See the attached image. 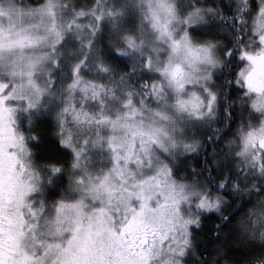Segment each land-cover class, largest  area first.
<instances>
[{"label": "snow or ice", "instance_id": "obj_1", "mask_svg": "<svg viewBox=\"0 0 264 264\" xmlns=\"http://www.w3.org/2000/svg\"><path fill=\"white\" fill-rule=\"evenodd\" d=\"M213 68L223 79L210 85ZM53 97L71 166L50 198L32 129ZM173 111L206 125L222 115L223 148L225 124L206 151ZM177 148L203 158L191 182ZM46 167L49 183L62 179ZM261 193L264 0H0V264H228L232 205L246 208L243 234L264 242ZM209 213L219 223L205 237ZM252 251L264 264V243Z\"/></svg>", "mask_w": 264, "mask_h": 264}, {"label": "clouds", "instance_id": "obj_2", "mask_svg": "<svg viewBox=\"0 0 264 264\" xmlns=\"http://www.w3.org/2000/svg\"><path fill=\"white\" fill-rule=\"evenodd\" d=\"M210 2H212V0H210ZM212 72H213L212 79L210 81H208V83L210 85L216 83L217 77H219L220 79H223V74L220 71H218V68H213ZM202 89H203V82L197 83L195 85L190 86L189 89L187 90V92L185 93V95H189L192 92H201L202 93ZM57 103H58V97H53L51 99L50 107L42 110L38 114V116L35 118V126L33 127L32 132H33L34 137L38 138V141H40V139H41V136L37 134L39 132V128L37 127V123L40 120L49 121V123L53 125V127L51 128V131H50V136H55L54 112H55V108H56ZM152 103H153V106H155V102H152ZM170 111H172V110L170 109ZM172 114L176 116V118L181 123L182 127H184L185 134L187 136L194 137V138L200 140L204 144H206V140H205V134L202 132L203 129H208L209 130L208 133L209 132L212 133L214 131V129L216 127H218L220 124H225L222 131L217 133V136L219 138L218 139V141H219L218 145L221 148H223L224 141L228 138V136H227L228 132L225 133V129H228V127L230 125L226 124L224 122L222 115L220 117L216 118V120L213 124L206 125V124H203L199 121L194 120L193 118L188 117V115L186 113L185 114H177L173 111ZM232 119L233 120L238 119V114L233 116ZM231 126L234 127V125H231ZM41 146H42V144L36 143V146L34 148V159H35V164H36L38 171L40 173V176H41V183H42V186L44 187V192L46 195H49L51 198V195H54L55 193L62 192L67 187L69 175H70L69 169L71 166V158L67 157L65 160H61V161H51V160H46L43 158H38L39 157V150H40ZM174 151L176 153V160L178 161L177 169H178V172L180 173V176L178 178L183 179V180H188L189 182H191V180L194 178L193 174L187 168H182L181 164L179 163L180 161H183L186 158L187 154L183 151L182 148H177ZM48 163H56L64 169L62 179H61V177L57 176L54 178L53 182L49 183V179H48L49 172H48V169L46 167V164H48ZM201 179H207V180L211 181V183L214 185L216 180L219 179V177L215 176V175L208 177L206 174H201ZM260 186H261V184L258 183L257 184V190H259ZM261 195L264 196V193H261ZM257 203H258L257 198L255 196H253L252 197V203L249 204L247 207H252L253 204H257ZM229 212L236 213V215L234 217V228L236 230V233L239 235V237L243 241H245L246 243H248L251 246L255 245L256 247H259L262 243H264L260 240H255V241L250 240L249 237L244 235L243 232L241 231L240 220H241V217L246 212L245 207H240L239 204H236L234 206L232 205L230 207ZM253 261H254V256L252 255L250 258L244 260L242 262V264H253Z\"/></svg>", "mask_w": 264, "mask_h": 264}, {"label": "trees", "instance_id": "obj_3", "mask_svg": "<svg viewBox=\"0 0 264 264\" xmlns=\"http://www.w3.org/2000/svg\"><path fill=\"white\" fill-rule=\"evenodd\" d=\"M91 0H77V3L81 5H85L90 3ZM217 3H220V0H216ZM227 2V0H224ZM37 127L39 128L38 135L41 136L40 141L37 143L42 144L39 150V157L46 160L51 161H61L67 158V154L64 153L59 145L57 138L55 136H50L51 128L53 127L49 121L40 120L37 123ZM219 127V126H218ZM208 129H203L202 132L205 134L206 144L209 145L206 151L211 150V142H208L206 137L208 135H212L211 132L208 133ZM228 132V129H225V133ZM219 143V141H217ZM203 163V158L200 155L189 154L183 161H182V168H188V165L191 164L195 167H200ZM245 200H252V197H245ZM234 206V205H233ZM230 210V209H229ZM228 210V211H229ZM228 211L225 212V215H228ZM236 215V213H235ZM219 223V217L216 213H209L204 217L203 226L201 229V235L205 237H210L212 233L215 232V226ZM252 246L243 241L237 233L232 234L226 246V252L223 257L220 259L222 261H227L228 264H242V262L253 255Z\"/></svg>", "mask_w": 264, "mask_h": 264}]
</instances>
